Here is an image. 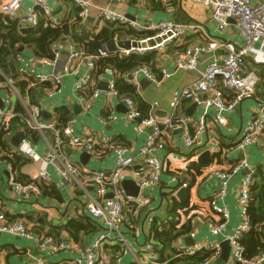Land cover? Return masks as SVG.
Masks as SVG:
<instances>
[{"label":"built area","instance_id":"built-area-1","mask_svg":"<svg viewBox=\"0 0 264 264\" xmlns=\"http://www.w3.org/2000/svg\"><path fill=\"white\" fill-rule=\"evenodd\" d=\"M31 1H33V6L29 8L27 17L23 19L22 27L34 28L38 25V9L43 10L45 17L51 20L53 24L58 23V20L51 16L49 0ZM74 1L81 7V15L84 19L92 15V9L95 7L99 21L116 22L121 26L131 27L138 31L153 32L151 36L141 39L132 35L116 37V41L130 40L138 45H132L127 50L120 49L117 53H110L103 48L99 50L97 55L87 57L90 71L75 86L76 92L83 96L85 106L100 95L99 90L94 86L92 74L99 58L108 57L111 54H118L119 56L144 55L151 52L162 54L176 41L184 40L194 33H200L203 40L189 43L175 54V69L197 70L202 62L203 67L200 71V77L174 91L171 101L173 108H177L182 99L191 100L206 110L213 108L215 122L219 125H225L227 123L225 113L233 111L245 97L253 95L257 90L259 78L256 72L248 67L246 59L252 57L255 62L264 63V0L259 3H255L253 0H192L211 8L213 20L219 31L224 32L231 23H235L242 35L243 44L241 46L231 40H222L211 36L200 23L168 19L157 23L141 24L109 6H96L92 0ZM23 2L24 0H0V16H15ZM257 43L260 45L257 46ZM220 49L224 51L223 58H220L218 54ZM54 55V59H43L44 62L54 64L59 57L58 51H54ZM203 56L205 59L202 61ZM77 57H79V52L70 53L68 62L61 74L35 73L33 85L51 82L53 88H56L65 75L77 71L74 63ZM22 58L23 55L18 52L16 60L20 61ZM0 74L5 76L2 70H0ZM130 74L134 79L144 76L157 86H161L172 75L167 68H162L161 74L158 76L148 64L136 66ZM6 81L9 86V89L5 90L7 107L0 109V132L4 131L10 142L16 133L11 131V123L17 116L12 103V96H16L25 109V115L22 117V122L25 123L23 128L25 138L18 146L9 144L10 154L8 156L19 153L30 159L32 163L39 164L36 173L30 176V180L25 183L18 180L13 171V166L9 164L8 184L14 189L20 200L29 201L34 198V195L39 196L41 194L39 184L53 182L52 173L48 168L54 166L62 181L69 183L71 188L76 190V194L79 191L78 194L81 196L85 212L104 225L98 235L78 251V256L68 261L52 262L42 253L45 250L58 251L70 248L68 241L58 242L50 235L38 236L37 241L42 255H31L30 264H123V253L127 250L132 252L135 264H160L157 262V250L154 247L152 235H148L147 242L141 250L145 255L134 252L129 246L127 238L120 229L125 219V211L127 208L140 210L150 205L151 199L143 194V190L155 187L161 181L165 166L157 152L167 144L168 128L181 129L185 145L193 148L198 135L207 128L206 116L202 115L197 120L177 114L159 117L154 114V108L158 106L157 101L152 104L147 116H144L139 111L134 98L130 95L121 94L116 87V82L112 80L107 92V99L110 100L112 96L120 95L128 108L127 119L136 121L139 131L147 128L150 130L144 145L141 147V156L144 161L137 162L133 156L128 154L126 147L117 145L113 138L107 135L95 132L86 137H81L74 134L73 122L61 126L56 118H42L40 104H29V99L22 97L15 82L7 77ZM90 92H92L91 95ZM52 94L53 91L50 90L48 95L52 96ZM28 131L39 133L44 147L41 153L39 152L41 144L34 142ZM263 141L264 101L255 117L243 127L241 139L235 147L245 150L249 146ZM68 150L84 151L96 158L105 152L107 153L108 150L114 151L116 156L115 168L110 172L88 169L75 162ZM0 162H3L1 157ZM240 168H249L248 162L246 160L239 161L229 172H215V175L222 179V188L211 203V212L218 215L220 219L210 218L206 212H203L206 214L204 219L208 220L210 230L214 235L220 234L226 226L229 212L226 207L221 205L220 201L225 198L231 173L237 172ZM254 173L255 170L250 168V172L240 184L241 223L234 234L227 236L226 240L231 246V257L226 264L264 263V250L256 258L248 260L244 256V247L240 242L243 234L250 228L246 208L251 198L250 188L254 182ZM126 179L135 180L140 187L138 195L135 196L126 192L122 186V181ZM181 186H188V184L183 183ZM108 193H112L113 196L107 197ZM175 195L176 191H172L170 193L171 199L175 198ZM186 210H189L188 214H190L192 209L186 208ZM184 211H179L180 222L183 215L186 216ZM154 222L155 216H151L149 225L152 226ZM0 231L29 238L33 237L32 228H29L23 220L17 219L10 222L5 214L0 218ZM114 244L120 245V251L116 254L108 253L107 247ZM201 248L213 251L212 257L201 264H214L221 253L222 246L219 242L204 247L179 246L176 256L194 255ZM1 252L0 247V254Z\"/></svg>","mask_w":264,"mask_h":264},{"label":"crops","instance_id":"crops-1","mask_svg":"<svg viewBox=\"0 0 264 264\" xmlns=\"http://www.w3.org/2000/svg\"><path fill=\"white\" fill-rule=\"evenodd\" d=\"M73 1H48L51 16L56 18L59 24L67 22L70 26L75 25L78 22L79 13L81 22L76 25L78 35L89 31L97 33L105 26V21L97 19L95 7L92 9V15L88 17L93 18V21H90L88 18H83L80 14V9L78 10L79 6L76 4L74 6ZM161 1L163 3V10L158 11L152 9L150 0H92V3L96 6H109L125 14L129 19L141 24L157 23L168 19L200 23L213 37L231 40L238 46L243 44L242 35L235 23H231L224 32L218 30L210 7L195 3L192 0ZM261 1L253 0L255 3ZM32 6L33 1L24 0L16 16L9 22H15L22 31V21L27 17L29 8ZM4 19L7 20L5 16ZM202 40L203 38L200 33H194L184 40L176 41L165 53H156L155 67L148 64L152 71L160 76L161 69L167 68L172 73L161 86L155 85L144 76L138 79L130 78V72L118 75L116 69L113 67L106 68L99 74H97V69L92 71L94 86L99 90L100 95L87 106L84 105L81 93L76 92L75 86L90 71L87 57L95 55H86L82 43L76 41L72 34L64 36L55 44L53 50L58 51L59 57L54 64H47L43 59L35 58L33 53L24 47H21L23 49L19 50V53L23 55L22 60L12 63L16 66V70H13L11 67L12 73L20 74L19 79H23V74H61L68 62L70 53L73 51L79 52V57L74 62L77 71H72L68 75H65L59 86L53 88L52 85L40 97L39 104L42 107V118H56L60 124L59 110L66 108L68 110L67 124L73 122L74 134L81 137H86L95 132L107 135L113 138V140H117V144L126 147L128 154L133 156L137 162L144 161V158L141 156V147L144 145L150 130L147 128L139 131L137 122L127 119L128 108L120 95H114L110 100L107 99V92L110 89L109 86L112 80L116 82L117 87V76L123 78L127 84L136 87L137 96L149 104L148 113L151 110L152 104L157 101L158 106L154 108V114L159 117L177 114L197 120L202 115L206 116L208 122L207 128L198 135L193 148L185 145L181 129L176 127L168 128V134L166 135L167 144L157 152V155L165 166L161 181L157 186L143 190V194L151 199L150 205L140 210L127 208L125 211V219L120 228L121 232L127 238L131 249L140 255H145L141 250L147 242L148 235L152 233L151 226L149 225L150 217L155 216L158 222L169 218L168 210L172 204L171 200H173L170 197V193L172 191L178 192L183 183L188 184V192L184 202L177 198L174 199L180 203H187L188 208L192 209L188 217L183 215L180 222L181 226L190 221L192 230L187 235L179 237L176 240L174 243L175 250L179 246L189 247L185 241L187 236H192L195 242V245L191 247H204L217 242L222 246V242L226 241L228 235L234 234L236 228L241 223L240 214L242 207L239 201L241 182L250 172V168L256 170L264 166V141L249 146L245 150L235 147L241 139L243 127L255 117L264 101V63H257L252 57L246 59L248 67L254 70L259 78L257 90L253 95L245 97L233 111L225 113L227 120L225 125H219L215 122L213 108L206 110L198 104L194 106L195 102L191 100L182 99L177 108L171 106L174 91L200 77V71L203 67L202 62L197 70L175 69V54L184 49L187 44ZM114 41L118 42L115 39ZM104 48L107 50L106 45ZM119 50L117 49L115 52L107 51L117 53ZM218 54L220 58H223L224 51L220 49L218 50ZM204 59L205 56L202 57V61ZM50 90L53 91L52 96L48 95ZM120 93L130 95L129 93ZM91 94L92 92H90ZM0 98L4 102V109L7 107L5 91L0 92ZM16 102H18V99L16 96H12V103L15 104ZM43 112H46V115ZM19 131L24 132L23 128L18 129L17 132ZM32 137L34 142L41 144L39 148V152L41 153L44 147L40 136H38V140H35L34 136ZM207 150L210 151L211 159L209 162L200 163L198 158ZM68 153L75 162L88 169L110 172L115 168L116 156L114 151L108 150L107 153L105 152L106 154L103 153L97 158L84 151L75 152L68 150ZM83 153L88 155L85 161L81 160ZM242 160L248 162L249 168H240L237 172L231 173L225 198L220 201L221 205L227 208L229 218L224 230L220 234L214 235L210 230L208 220L204 219L206 214L203 212H206L210 218L212 217L215 220L220 219L218 215L211 212V203L214 201L217 192L222 188V179L215 175V172H229L234 165ZM9 163L0 162V218L5 214L6 216H10L8 220L22 219L29 228H32L33 237L29 238L0 231V247L2 249L0 264H30L32 260L31 255H42V253L52 262L68 261L77 257L78 251L88 245L98 235L99 231L92 237L81 233L80 241H75L65 229L61 230L57 236L58 229L56 231L51 230L49 224L61 227L68 224L70 220L86 214L81 196L76 194V190H73L69 183L62 181L54 166H49L48 169L53 176V182L50 184L55 185L61 191L63 200L57 201L49 196H46L45 199L39 202H34L33 199L29 201L20 200L14 189L8 184ZM192 164L195 166H192ZM38 167L39 164L29 162L23 167L22 171L30 177L36 173ZM133 181L135 182V180ZM135 184L137 185L136 182ZM135 184L133 185L134 191L136 190ZM87 215L91 217L89 214ZM194 217H199L202 225L195 228L193 226ZM39 218H43L45 221V225L42 228L36 223ZM99 224L104 227L101 222ZM45 235L53 236L58 242L68 241L70 248L58 251L45 250L41 253L37 238L38 236ZM114 246L115 244L108 246L107 252L114 253ZM230 257L227 262H229ZM122 263L135 264L134 256L130 250L123 253Z\"/></svg>","mask_w":264,"mask_h":264},{"label":"trees","instance_id":"trees-1","mask_svg":"<svg viewBox=\"0 0 264 264\" xmlns=\"http://www.w3.org/2000/svg\"><path fill=\"white\" fill-rule=\"evenodd\" d=\"M153 10H163V3L161 0H150ZM74 6L78 5L73 1ZM76 4V5H75ZM79 6V5H78ZM81 7L79 6L78 10ZM39 10V23L30 32H22L18 28L15 22H7L3 16H0V70H2L5 76L12 79L17 85L21 95L25 99H29V104L38 105L40 97L50 89L53 85L51 82L38 83L33 85L35 81V74H23V79H19L20 74H14L11 70V64L16 60V54L21 47L31 51L37 59H54V47L55 44L61 40L64 36H70L72 34L75 40L81 42L84 47V53L86 55H97L100 49H103L107 42L114 40L119 36H136L144 38L151 36L153 32L138 31L133 28L121 26L116 22H106L105 26L97 33L83 32L78 35L76 32V25L81 22V16L78 13V22L75 25L70 26L67 22L53 24L51 20L47 19L43 14V10ZM178 21V20H177ZM141 64H151L155 67L156 64V52L146 53L144 55L130 54L128 56H119L118 54H111L108 57H101L96 61L97 74L103 72L106 68L113 67L119 74H125L132 71L133 68ZM94 70V71H95ZM0 74V92L9 89L6 84V77ZM2 84V85H1ZM117 88L122 93H129L132 95L137 103V107L142 115L147 116L149 110V104L143 101L136 94V87L134 85L127 84L123 78L117 76ZM187 100V99H186ZM15 112L17 116L12 120L11 131L14 133L20 128L25 127V123L22 122V117L25 115V109L21 102L18 100L14 104ZM60 125L66 126L68 110L62 108L59 110ZM29 135L34 136L35 140H38L39 133L35 131H28ZM33 138V137H32ZM117 140L114 139V143L117 144ZM10 139L7 138L4 131L0 132V157L4 162H10L13 166V171L17 175L18 180L25 183L30 180V177L23 173V167L32 162L30 159L19 153H13L11 156L9 152ZM119 145V144H117ZM192 166H195L192 164ZM41 194L39 196L34 195L32 198L34 202H39L45 199L46 196L56 199L57 201L63 200V195L58 188L50 183L39 184ZM79 191L77 192V194ZM250 202L246 208L247 217L250 223L249 230L243 234L240 242L244 247V256L246 259L256 258L264 250V169L259 167L254 173V182L250 188ZM169 208V218L164 221H157L151 226L150 235L156 248V254L158 256L157 262L160 264H180L186 262H192L194 264H201L205 260L212 257L213 251L207 248H201L194 255H182L176 256L178 250H175L174 243L179 237L185 236L192 230V224L190 221L180 226V210H185L184 214L187 216L189 210L187 203H180L174 198ZM191 209V208H190ZM10 217L9 215L7 218ZM17 218V217H13ZM15 219L9 220L10 222ZM17 220V219H16ZM22 220V219H20ZM40 228L45 225L43 218H39L36 222ZM51 230H57V236L60 231L65 229L69 232L71 237L75 241H80L81 233L88 234V236L95 235L98 231H101L104 227L99 224L94 218L89 217L86 214L79 218H74L69 221L68 224L55 227L49 224ZM180 226V227H179ZM114 253L120 251V245H115ZM175 255V256H174ZM135 263V262H134ZM241 264V263H237Z\"/></svg>","mask_w":264,"mask_h":264},{"label":"water","instance_id":"water-1","mask_svg":"<svg viewBox=\"0 0 264 264\" xmlns=\"http://www.w3.org/2000/svg\"><path fill=\"white\" fill-rule=\"evenodd\" d=\"M16 14H15V16H16ZM15 16H13V17H15ZM13 17L6 16V19L8 21H11V20H13L12 19ZM88 20L93 21V18H88ZM33 29H34L33 27H23L22 32H25V33L30 32ZM132 45L137 46L138 44L132 43L130 40H120L118 42L111 40V41L106 43V48L110 52H115L117 49H126V50L130 49L132 47ZM259 45L260 44L257 43V46H259ZM22 49L23 48H20L19 50H22ZM11 67L13 68V70H16V66L14 64H12ZM130 78H132V76H130ZM195 105H197V104L195 103L194 106ZM3 107H4V102L0 98V108L3 109ZM43 113H44V115H46V112H43ZM24 138H25V133L22 131H19V132H16L15 135L11 138V142L13 143L14 146H18L20 144L21 140H23ZM86 156H88V155L86 153H83L81 156V160L85 161ZM210 159H211V154H210V151L207 150L200 155V157L198 158V161L200 163H206V162H209ZM134 184H135V182L133 180H130V179H126V180L122 181V186L127 191V193L136 196V195H138V193L140 191V187L135 184L136 190L134 191V186H133ZM187 192H188L187 186H181L179 188L178 192H176L175 198L180 199L182 202H184V199L187 195ZM112 196H113L112 193L107 194V197H112ZM200 225H202V221L200 220V218L194 217L193 226L196 228ZM185 241L189 247L195 245V242H194L192 236H187L185 238ZM230 253H231V246H230L229 242L227 240L223 241L222 242V253H221L220 257H218L216 259L214 264H226L229 257H230ZM186 264H193V263H186Z\"/></svg>","mask_w":264,"mask_h":264}]
</instances>
